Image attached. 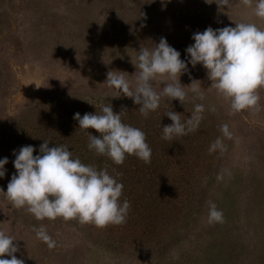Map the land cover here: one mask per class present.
Segmentation results:
<instances>
[{
  "label": "rangeland",
  "instance_id": "obj_1",
  "mask_svg": "<svg viewBox=\"0 0 264 264\" xmlns=\"http://www.w3.org/2000/svg\"><path fill=\"white\" fill-rule=\"evenodd\" d=\"M241 22L264 30L254 5L241 0L222 10L215 0H0V158L8 157L0 190H7L16 172L13 150L33 145L35 156L46 139L49 147L68 145L85 165L99 164V155L90 159L88 133L73 119L77 112H101L98 102L151 134L172 123L166 112H177L183 122L196 104L204 105L196 130L172 140L162 135L163 148L157 144L162 170L153 183L150 176L138 178L127 170L116 178L123 184L120 202L130 205L122 224L37 220L26 208L11 206L0 191V231L14 239L17 259L23 264H264V88L257 89L258 109L233 112L230 100L211 86L207 70L188 64L179 78L187 93L183 104L161 97V110L144 117L140 105L106 81L109 71H123L134 90L139 70L132 61L140 48L151 50L163 37L186 60L194 33ZM162 79L153 82L157 93ZM194 85L203 99L191 92ZM225 124L230 138L220 130ZM217 138L222 146L210 151ZM210 202L222 212L221 221L209 223ZM40 227L55 241L53 247L37 237L34 228Z\"/></svg>",
  "mask_w": 264,
  "mask_h": 264
},
{
  "label": "clouds",
  "instance_id": "obj_2",
  "mask_svg": "<svg viewBox=\"0 0 264 264\" xmlns=\"http://www.w3.org/2000/svg\"><path fill=\"white\" fill-rule=\"evenodd\" d=\"M241 2L249 7L254 5V15L264 19V0ZM205 3L211 4L213 0H205ZM215 3L222 10L225 5L230 6L231 0H215ZM192 39L194 43L185 49L186 60H182L180 52L163 37L151 50L140 48L136 61H132L139 70L134 90L123 71L107 73L108 87L115 88L119 95L122 91L131 97L140 105L141 115L147 117L159 107L161 97L178 99L183 104L187 93L180 83V75L188 70V64L193 67L200 64L207 70L211 86L230 100L233 112L258 109L257 89L264 88V30L255 24L241 22L235 27L213 29L209 26L203 32L194 33ZM157 76L163 78L164 87L160 93L153 88ZM190 90L203 99L199 87L194 85ZM210 110L215 111V108ZM203 111L204 105L196 104L190 117L183 122L177 112H166L172 123L162 127L163 138L172 140L196 130ZM73 119L78 121L81 130L88 133V148L97 155H106L117 165L124 162L126 155L150 162L152 150L145 133L123 123L120 113H115L110 104L102 106L101 114L85 113L81 116L77 112ZM89 128L95 129L99 135H93ZM220 130L224 137H231L226 124ZM221 146V140L217 138L210 151ZM33 152V145L13 150L15 159L12 163L16 172L7 190H0L11 206L26 208L37 220L75 218L81 224L93 223L97 227L125 222L130 205L126 199L120 202L123 184L106 169L97 170L79 158H73L66 144L49 147L47 139L39 146L37 155L34 156ZM7 163L8 157L0 158V178L5 176ZM208 219L209 223L222 220V212L211 202ZM34 231L50 248L55 245L44 227L34 228ZM13 241L10 235L0 231V264H23L13 255L18 250ZM4 254L11 258H2Z\"/></svg>",
  "mask_w": 264,
  "mask_h": 264
},
{
  "label": "trees",
  "instance_id": "obj_3",
  "mask_svg": "<svg viewBox=\"0 0 264 264\" xmlns=\"http://www.w3.org/2000/svg\"><path fill=\"white\" fill-rule=\"evenodd\" d=\"M100 102L97 103V109L101 111L102 106L99 104ZM104 103V102H103ZM106 104V103H104ZM100 106V107H98ZM160 106L157 108V112H159L160 110ZM96 114H101V112H94ZM160 119V118H159ZM125 124L129 123V122H123ZM131 126L136 127L141 129L144 133H145V138H146V142L149 145V147L151 148V160L149 163H145L142 160L138 159L135 155H126L124 162L122 164H115L113 163V161L108 158L106 155H99L98 157V161L100 162L99 164H94L93 166L97 169H106L108 171V173L112 176H114L115 178H119L118 176H121L120 173L124 170H127L128 172H130L131 174L134 173L137 175L138 178H142L143 176H150V180H152L151 183H153L157 178V176H159V170L161 171L162 169L160 168V164L159 162L161 157H159V151L157 149V144L159 146H161V149L163 148V144H162V135L163 132L162 131H154V134L150 133V128H146V127H142L141 125L138 124H131ZM144 128V129H143ZM162 130V127H161ZM98 135V134H97ZM165 141V139H163ZM156 141V143H155ZM163 141V142H164ZM162 144V145H161ZM96 154L94 151H90V159L94 160L95 155ZM97 155V154H96ZM171 155L170 153H167V156ZM92 157V158H91ZM91 164H93V162H91ZM125 165H127L129 168L124 167ZM161 193L164 194V192H159L158 190H156V194L160 195ZM153 199H156L157 196H153Z\"/></svg>",
  "mask_w": 264,
  "mask_h": 264
}]
</instances>
